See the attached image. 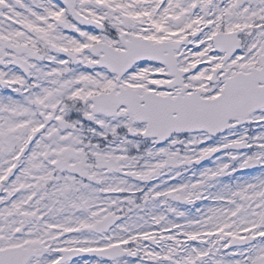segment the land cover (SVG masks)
Instances as JSON below:
<instances>
[{
	"label": "snow or ice",
	"instance_id": "1",
	"mask_svg": "<svg viewBox=\"0 0 264 264\" xmlns=\"http://www.w3.org/2000/svg\"><path fill=\"white\" fill-rule=\"evenodd\" d=\"M0 264H264V0H0Z\"/></svg>",
	"mask_w": 264,
	"mask_h": 264
}]
</instances>
